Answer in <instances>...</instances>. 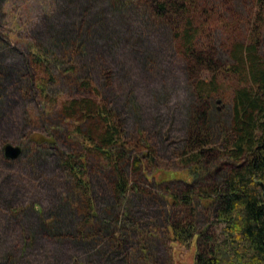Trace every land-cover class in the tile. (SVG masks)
<instances>
[{"label":"rangeland","instance_id":"obj_1","mask_svg":"<svg viewBox=\"0 0 264 264\" xmlns=\"http://www.w3.org/2000/svg\"><path fill=\"white\" fill-rule=\"evenodd\" d=\"M194 1V23L203 24L200 39L213 46L217 64L232 63L231 45L250 37L264 50L256 0ZM159 2L0 0V264H193L195 244L172 241L168 223L190 217L197 231L213 224L221 234V225L212 223L214 211L196 199L194 211L170 204L167 194L190 192L184 181L157 184L152 178L158 170L185 176L181 158L190 117L208 107L194 90L205 73L188 72L172 16L161 13ZM32 47L61 63L60 69L51 67L55 81L47 98L34 83L42 71L30 68ZM230 79L219 80L226 95L209 103L217 147L231 121ZM83 98L114 113L124 139L134 144L132 156L145 162L139 171L133 164L122 168L130 187L120 199L112 166L72 137L77 121L62 114L68 101ZM8 143L21 148L16 158L4 155ZM71 152L85 154L90 181L85 198L97 214L90 223L104 229L81 225L86 201L71 188L63 166L64 154ZM212 154L203 153L200 163L208 177L193 185L194 194L225 175L215 171L220 153Z\"/></svg>","mask_w":264,"mask_h":264},{"label":"trees","instance_id":"obj_2","mask_svg":"<svg viewBox=\"0 0 264 264\" xmlns=\"http://www.w3.org/2000/svg\"><path fill=\"white\" fill-rule=\"evenodd\" d=\"M256 2L262 13L259 19L264 24V0ZM158 9L162 14L166 11L168 16H172L169 20L181 40L188 72L200 74L204 71V78L195 83L194 90L200 103L208 104V107L204 110L200 106L190 117L186 148L181 159L182 170L191 180L159 170L154 172L152 178L157 184L184 181L191 188L190 192L167 194L170 204L189 207L194 211L196 199L198 205L214 211L216 218L212 223L221 225V234L217 235L211 228L213 224L197 231L190 217L184 222L171 221L167 226L170 238L188 247L195 244L193 264H264V50L259 49L258 40L252 37L248 42H235L228 53L232 63L221 66L214 60L216 51L213 46L200 39L199 27L203 24L198 26L194 23V13H198L194 0H161ZM29 52L30 68L42 71V76L34 83L47 98V87L55 81L51 67L60 69L61 63L37 47H32ZM225 76L232 78L228 90L231 121L228 127L224 126L221 130V147H217L212 145L209 129V103L219 94L226 95L227 91L221 88L219 81ZM83 83L86 89L91 86L89 82ZM62 114L77 121L71 132L72 137L85 149L102 155L108 166H112L114 194L117 199L122 198L130 187L122 168L133 164L134 169L139 171L145 167V162L139 154L132 156L134 144L124 139L114 113L101 103L83 98L68 101ZM80 126H84L85 130ZM46 141L40 140L42 143ZM205 151L212 155L216 151L220 153L222 161L215 171L224 170L225 175L220 183L194 194L193 185L208 177L200 163ZM85 158L82 152H71L64 154L63 160L64 169L71 177V188L86 201L80 207L85 214V221L81 225L90 223L97 215L93 203L85 198L90 192ZM90 224L96 225L94 222ZM96 226L104 229L101 224ZM79 232L84 234L82 228Z\"/></svg>","mask_w":264,"mask_h":264},{"label":"water","instance_id":"obj_3","mask_svg":"<svg viewBox=\"0 0 264 264\" xmlns=\"http://www.w3.org/2000/svg\"><path fill=\"white\" fill-rule=\"evenodd\" d=\"M3 149L4 155L7 158H16L21 153V148L19 146H14L10 143L5 144Z\"/></svg>","mask_w":264,"mask_h":264}]
</instances>
